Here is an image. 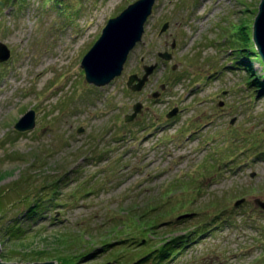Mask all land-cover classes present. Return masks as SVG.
Listing matches in <instances>:
<instances>
[{
    "label": "rangeland",
    "instance_id": "1",
    "mask_svg": "<svg viewBox=\"0 0 264 264\" xmlns=\"http://www.w3.org/2000/svg\"><path fill=\"white\" fill-rule=\"evenodd\" d=\"M136 1L0 0V42L11 52L0 63L2 262L131 264L145 246L139 226L153 222L152 245L172 235L189 243L163 264H264L255 204L264 202V96L248 85L264 64L252 55L227 67L236 45L252 47L245 37L261 0H155L121 75L89 85L81 59ZM155 64L144 89L126 88ZM31 110L34 127L16 132ZM13 222L21 242L3 239ZM124 248V259L113 256Z\"/></svg>",
    "mask_w": 264,
    "mask_h": 264
},
{
    "label": "water",
    "instance_id": "2",
    "mask_svg": "<svg viewBox=\"0 0 264 264\" xmlns=\"http://www.w3.org/2000/svg\"><path fill=\"white\" fill-rule=\"evenodd\" d=\"M154 2L155 0H138L130 4L118 16L107 22L102 30L101 36L82 60L86 81L89 84L102 87L121 75L128 54L142 38L145 22L151 14ZM166 28L167 25L165 24L161 32L165 31ZM253 43L264 64V0L260 2L258 14L253 23ZM158 56L164 61H171L172 59V55L166 52L158 53ZM9 57L10 51L4 44L0 43V62L7 61ZM156 67V64L144 66V73L141 77L131 75L127 83L128 87L133 92L141 91ZM175 68L176 66H173V69ZM156 96L157 94L155 93L154 97ZM141 111V104L135 105L133 107V114L126 117V122L132 121ZM176 112L177 109L172 110L168 117L174 116ZM34 117V112L29 111L18 121L15 128L20 132L31 130L34 127ZM243 202L244 199L239 200L235 203V206H239ZM255 203L264 210V202L257 199ZM0 264L15 263H4L0 260ZM28 264L57 263L52 261Z\"/></svg>",
    "mask_w": 264,
    "mask_h": 264
},
{
    "label": "trees",
    "instance_id": "3",
    "mask_svg": "<svg viewBox=\"0 0 264 264\" xmlns=\"http://www.w3.org/2000/svg\"><path fill=\"white\" fill-rule=\"evenodd\" d=\"M245 41L251 42L252 47L245 46V47L239 48L238 45H236L235 49H236L237 54H235V55H237V57H239V58L236 62L234 61L235 59L232 60V62H233L232 66H236V67L237 66H246L245 63L247 62V60L252 55H254V57H256L257 60L263 64L261 58L259 57V55L256 51V47L253 43V38L251 40L248 36H246ZM236 42L240 45V43L238 41H236ZM234 52H235V50H234ZM246 70L249 73H252V71H253L252 68L249 67V65H247ZM252 77L253 76H250V78H252ZM248 85L250 87L254 88L253 89L254 92L259 93V95H261V96H264V75L260 78H254L253 81H251V82L249 81ZM246 87H247V84H246ZM247 90H248V87H247L246 91ZM48 202H52V200H49ZM42 203H43L42 200H38L37 202L30 204L28 206V209H27L28 213L26 212L25 214L29 215L31 213H37V211L40 210V207H41L40 205ZM15 224L16 223H14L12 226L8 227L9 228L8 233L3 235V237L5 236L3 239H5L6 242H7V240H10V241L16 240V241H20V242L23 240L21 238L24 236L23 233L25 231H23V229H21V227L19 225H15ZM202 226H203V224H199V225H196V228H202ZM155 227L156 226L153 222H150V223L147 222V223H144L141 226H139V229L141 232H139L138 236L139 235L141 236L140 242L142 240H145V244H142L140 242H137V244H138V246H141V245H145V246L142 247L141 250H143V251L140 252L141 255L139 256V258L136 261H133L131 264H140V263H144L146 261L154 262V264H163L165 260H168L170 257L176 255L178 253V250H180V248H182L183 246H187L189 244L186 237H177V236L172 235L173 237H162L160 240L158 239L159 241L156 244L152 245V242L149 241L147 237H148V235H153L150 231L152 229H154ZM199 230H202V232L198 233ZM199 230L194 232L196 237H200L204 233V229H199ZM123 235H125V233ZM52 236L55 239L54 242H57L59 244L61 243L60 238H58L56 235H52ZM44 240H46V238H44ZM132 240H135V239H132ZM179 245L181 246L180 248H178ZM102 246L107 247V246H110V244H104L103 243ZM54 250L55 251L53 252V254H54L53 257L60 254V252L56 251L57 249H54ZM127 250H128V248H124V251H122L118 256H116V255H113V256L120 258V260L124 259V257H126L125 254H127V252H128ZM14 252H16V251H14ZM68 255L70 256V258H74L76 256V253L75 254H68ZM3 257L5 259H7V257L5 255H3ZM51 258H49V260L53 259V258L52 259Z\"/></svg>",
    "mask_w": 264,
    "mask_h": 264
}]
</instances>
